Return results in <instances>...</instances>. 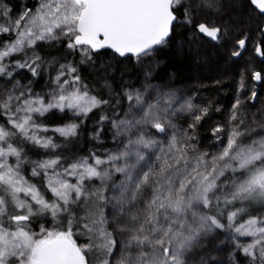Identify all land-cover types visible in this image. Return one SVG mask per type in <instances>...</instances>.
I'll return each mask as SVG.
<instances>
[{
    "label": "snow or ice",
    "instance_id": "6c2138e0",
    "mask_svg": "<svg viewBox=\"0 0 264 264\" xmlns=\"http://www.w3.org/2000/svg\"><path fill=\"white\" fill-rule=\"evenodd\" d=\"M244 2L264 19V0ZM233 24L192 0H0V264H264V118L240 116L246 92L219 120L211 101L154 83L183 26L226 60L248 55L264 87V28L255 42ZM107 56L143 71L114 99L83 75L109 87ZM93 117L100 147L67 153Z\"/></svg>",
    "mask_w": 264,
    "mask_h": 264
},
{
    "label": "trees",
    "instance_id": "16d2710c",
    "mask_svg": "<svg viewBox=\"0 0 264 264\" xmlns=\"http://www.w3.org/2000/svg\"><path fill=\"white\" fill-rule=\"evenodd\" d=\"M11 6L14 12L23 11L25 6L32 7L35 2L32 0H10ZM193 10L196 8V4L192 1ZM217 5V3H216ZM215 8L208 9L209 12H213ZM212 10V11H211ZM246 14V23L252 25L251 36L255 42L260 40V30L264 24V19L252 16L249 13ZM189 33L186 27H176L173 37V42L167 47L162 48L155 57V60L159 62V67L154 73V82L162 83L167 80H172L175 87H189L193 84V97H195L199 103L204 104L211 101L214 106L220 108L219 112H213L212 115L223 120L225 114L233 109L237 96H247L241 101L240 116L245 120L247 117L254 115L257 111H260L264 107V91L262 89H256L254 87L253 81L250 79L251 67L247 64L249 56L242 60L237 73L233 78L228 79H218L215 76L203 75L202 83L200 80H196V75L199 69L198 58L192 53H187L178 50L180 44H185L188 40ZM249 52H251V45L248 46ZM104 63H112L114 67L109 71L110 79L108 80L109 87L105 88L103 82L97 83V77L92 75L90 71L83 73L86 82L93 88L97 93H101L104 98H115L122 89L127 85H134L138 79V73L133 62L125 61L124 63H119L113 61L111 56L101 58ZM258 69V65L255 66ZM241 76L245 78L248 82V87L241 92L238 88ZM195 77V78H194ZM42 85L37 86V90ZM255 90L257 92V97L254 104L252 105L251 91ZM95 117L86 126V130L81 132L78 141L73 143L63 142L61 138L56 137L57 141L63 142L65 145V151L69 154L72 152L82 153L87 152L93 147H100L96 141L91 139L92 128L94 126ZM53 126L60 123L59 114L54 116L51 121H49ZM214 126L208 125L199 135L203 137H210V128ZM111 147V144L108 145ZM203 147L206 150L211 151L212 145L211 141H205ZM38 230V226H37ZM92 256H90L91 258ZM92 259V258H91Z\"/></svg>",
    "mask_w": 264,
    "mask_h": 264
},
{
    "label": "rangeland",
    "instance_id": "374dc122",
    "mask_svg": "<svg viewBox=\"0 0 264 264\" xmlns=\"http://www.w3.org/2000/svg\"><path fill=\"white\" fill-rule=\"evenodd\" d=\"M21 1L24 2L26 0H21ZM192 1L196 4V8L193 10L194 12L199 11L202 16L209 17L215 20L217 23H219L221 19H223L225 22L229 20L233 21L234 22L233 27L235 30L234 34H238L239 31L241 30L251 34L253 26L246 23V14H245L246 11H245L244 0H216L217 8L213 12H209L207 7L203 9H197V5H199L200 0H192ZM188 33H189V37L187 42L185 44H180L178 46V50L187 53H192L197 56L199 69L196 75V80L198 79L200 80V82L202 81V74L215 76L218 79L233 78L239 69V65L241 61L247 58V55H245L242 59H238L236 61L226 60L225 53L223 50L218 48H213L208 45H204L203 47H201L199 46L200 43L199 41L193 42L189 30ZM135 67L138 73V79L137 82L135 83L137 84L139 81L143 79V71L141 67L136 65ZM157 68L154 69V73ZM162 83L170 84L172 87L182 92L189 93L193 96L194 93L193 84L190 85L189 87L179 88L174 86L172 80H167ZM259 89H262L264 91V87H262L261 85ZM254 117L258 119L264 118V107L262 110L257 111L254 115L247 117L246 120L252 121ZM90 256L92 255L89 254L88 259L92 260L91 259L92 257L90 258Z\"/></svg>",
    "mask_w": 264,
    "mask_h": 264
},
{
    "label": "water",
    "instance_id": "95a60500",
    "mask_svg": "<svg viewBox=\"0 0 264 264\" xmlns=\"http://www.w3.org/2000/svg\"><path fill=\"white\" fill-rule=\"evenodd\" d=\"M32 2H35V0H32ZM262 28H264V24L262 25ZM262 28H261V29H262ZM253 83H254V86H255V88L258 90V89H259V87H260V85H259V84H257V82H255V81H253ZM254 102H255V101H253V100H252L251 104L253 105V104H254Z\"/></svg>",
    "mask_w": 264,
    "mask_h": 264
}]
</instances>
